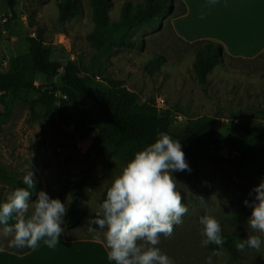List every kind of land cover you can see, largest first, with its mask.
Here are the masks:
<instances>
[{
  "label": "rangeland",
  "instance_id": "1",
  "mask_svg": "<svg viewBox=\"0 0 264 264\" xmlns=\"http://www.w3.org/2000/svg\"><path fill=\"white\" fill-rule=\"evenodd\" d=\"M17 1L13 15L7 0H0V71L7 70L12 56L26 50V36L35 35L33 22L39 29L37 35L51 48L53 60L69 57L83 73L99 76L97 83L104 88L108 79L118 80L138 93L141 103L157 105L163 97L174 131L201 117L214 119L219 137L240 134L243 122L264 125V56L227 58L202 83L193 70L194 46L178 39L171 14L158 26L138 29L135 47L97 56L88 37L94 27L90 0H81V10L68 20L60 17L58 0ZM112 1V17L117 18L127 0ZM181 8L176 3L175 10ZM157 52L165 55V62L151 74L145 67ZM37 81L50 83L43 76ZM39 95L33 90L17 99L3 127L2 163L17 177L35 183L37 192L33 196L23 188L1 184L0 205L12 209L19 223L17 230L10 231L0 221V248L24 250L31 237V218H56L63 223L70 195L55 208L49 206L48 196L57 188L83 182L81 218L68 235L103 240L123 264H264V171L240 161L235 152L228 160L198 159L176 168L164 160L149 162L139 174L128 160L94 143L95 133L61 126L57 105L37 106L33 113L29 102ZM120 186L129 197L131 232L114 240L110 231L117 218L110 206L99 226H93L92 218L103 194L110 199ZM157 201L170 215L171 225L153 221L161 214ZM218 231L246 241L238 255L208 246L210 236ZM49 246L55 249L53 243ZM43 264L63 263L50 251Z\"/></svg>",
  "mask_w": 264,
  "mask_h": 264
},
{
  "label": "trees",
  "instance_id": "2",
  "mask_svg": "<svg viewBox=\"0 0 264 264\" xmlns=\"http://www.w3.org/2000/svg\"><path fill=\"white\" fill-rule=\"evenodd\" d=\"M15 15L17 0H7ZM176 3L182 8L176 11ZM94 27L88 34L96 48L97 56H106L122 48L136 45V32L144 26H158L171 14L172 18L187 12L183 0H141L123 1L120 14L112 17L115 8L112 0H90ZM59 15L63 20L74 17L82 8L81 0H58ZM35 35L26 36L27 48L22 53L9 59L6 71H0V140L4 125L11 119L15 101L26 98L30 92L37 90L40 95L29 102L30 109L36 112L37 106L48 109L58 107V120L61 126H74L83 132L95 133L94 143L111 149L113 156H121L134 165L141 174L149 162L164 160L172 167H180L186 162L198 159L228 160V156L237 153V159L250 162L264 171V125L243 122L240 134L228 133L219 137L214 127V119L201 117L188 120L178 131L172 129L169 109L159 111L154 101L141 103L138 93L132 91L118 80L108 79L104 88L96 81V76L83 73L79 65L69 57L52 59L51 48L37 35L38 27L31 23ZM178 36V35H177ZM178 39H184L178 36ZM194 46L195 60L193 70L200 82L204 83L215 69L225 64L231 56L218 42L207 39L188 42ZM258 56H264V51ZM165 55L154 53L146 65V70L153 74L158 71ZM43 76L49 85L40 84L37 78ZM55 77L59 79L55 81ZM60 93V95L58 94ZM92 101V105L88 101ZM227 152V157L225 156ZM4 183L13 188H23L30 195L37 192L36 184L14 175L0 158V186ZM85 188L83 182L67 188H57L48 196L50 207H57L67 195L71 200L67 214L62 223L64 234L74 229L81 218V194ZM0 189V201H1ZM117 218V223L110 231L114 240L126 237L131 232L128 193L124 187H118L110 199L104 193L99 209L92 218L93 226H99L108 207ZM156 206L161 209L157 224L171 225L172 219L162 211L160 201ZM0 221L10 231L18 228L19 218L9 208L0 205ZM29 222V221H28ZM29 229V227H28ZM30 230V229H29ZM31 233V232H30ZM34 244L31 233L29 245L20 254L30 251ZM245 240L228 232H214L209 238L208 246L224 247L232 255L239 253V247Z\"/></svg>",
  "mask_w": 264,
  "mask_h": 264
},
{
  "label": "crops",
  "instance_id": "3",
  "mask_svg": "<svg viewBox=\"0 0 264 264\" xmlns=\"http://www.w3.org/2000/svg\"><path fill=\"white\" fill-rule=\"evenodd\" d=\"M183 1L187 12L173 18V25L186 41L212 38L233 57L250 58L264 51V5L260 0ZM28 227L34 238L32 249L18 254L0 248V264H43L50 251L63 264H123L101 239H68L59 219L34 217ZM50 243L55 249L49 248Z\"/></svg>",
  "mask_w": 264,
  "mask_h": 264
},
{
  "label": "built area",
  "instance_id": "4",
  "mask_svg": "<svg viewBox=\"0 0 264 264\" xmlns=\"http://www.w3.org/2000/svg\"><path fill=\"white\" fill-rule=\"evenodd\" d=\"M96 81H101V78L99 76H96ZM157 108L159 110H164L166 107H165V99L163 97L159 98L158 99V104H157ZM178 117H182L181 115H179Z\"/></svg>",
  "mask_w": 264,
  "mask_h": 264
},
{
  "label": "bare ground",
  "instance_id": "5",
  "mask_svg": "<svg viewBox=\"0 0 264 264\" xmlns=\"http://www.w3.org/2000/svg\"><path fill=\"white\" fill-rule=\"evenodd\" d=\"M195 26H196L197 28H199V25H198V23H196V24H195Z\"/></svg>",
  "mask_w": 264,
  "mask_h": 264
}]
</instances>
